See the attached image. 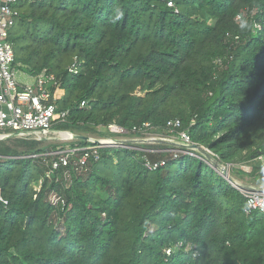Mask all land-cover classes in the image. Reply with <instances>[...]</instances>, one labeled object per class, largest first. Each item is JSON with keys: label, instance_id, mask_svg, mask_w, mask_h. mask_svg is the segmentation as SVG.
Instances as JSON below:
<instances>
[{"label": "trees", "instance_id": "obj_1", "mask_svg": "<svg viewBox=\"0 0 264 264\" xmlns=\"http://www.w3.org/2000/svg\"><path fill=\"white\" fill-rule=\"evenodd\" d=\"M172 1L16 0L13 66L60 81L55 130L169 137L180 120L218 165L264 173V0ZM15 141H0V264H264V214L200 151L153 170L144 151L103 148L48 178L49 147Z\"/></svg>", "mask_w": 264, "mask_h": 264}, {"label": "built area", "instance_id": "obj_2", "mask_svg": "<svg viewBox=\"0 0 264 264\" xmlns=\"http://www.w3.org/2000/svg\"><path fill=\"white\" fill-rule=\"evenodd\" d=\"M161 1L165 2L169 8H174L172 0ZM15 5L16 0H0V141L23 140L44 142L50 139L52 135L61 139L60 135L67 132L55 130L53 127L56 119H58L56 102L59 99L57 92L61 86L60 81L54 75L43 71L40 75L34 77V83H24L19 80L18 72L13 66L15 52L9 38L19 17ZM256 27L260 29V25ZM72 71L70 70V72ZM65 116L66 113H63L60 117L64 118ZM167 127L171 130H177V134L169 137L176 138L177 141L173 140L172 142L178 144V150L181 153L175 154L173 158L187 155L189 154L188 152H190L189 155L198 157L199 150L195 152L192 149L194 145L187 132L178 131L181 129L180 120L169 121ZM149 128V124H144L139 129L134 128L132 133L144 131L142 133L144 134L148 132ZM104 129L111 136L119 139L90 140L88 141L90 145L85 148H67L49 153L48 155L53 156V158L49 164L50 171L47 173V177L50 178L53 171L61 167L67 168L70 165L74 166L76 172L85 171L88 168L90 160L99 159L101 149L127 147L122 145L125 141L120 138L128 136V131L114 124L108 125ZM165 140L163 141L165 142ZM259 159L264 163V156ZM164 165L165 161L151 164L146 160V166L149 169L157 170ZM65 177L67 179L70 178L69 170L65 171ZM41 185L42 181L40 182L39 190ZM240 192L246 199L245 212L247 215H250L252 212L264 214V191L256 189L250 192L240 190ZM0 201H3V199L0 198ZM51 201L54 204H58L61 198L53 195L51 196ZM166 254L168 256L171 255V250L166 251Z\"/></svg>", "mask_w": 264, "mask_h": 264}, {"label": "rangeland", "instance_id": "obj_3", "mask_svg": "<svg viewBox=\"0 0 264 264\" xmlns=\"http://www.w3.org/2000/svg\"><path fill=\"white\" fill-rule=\"evenodd\" d=\"M15 69L18 72L17 73L18 77L20 78V75L23 72L22 69L21 70L18 68H15ZM67 133H69V135L71 134V139L61 140L59 137L52 135L50 137V139L42 142L41 146L42 147H49L50 153H52L54 151L70 148L72 142L75 141L73 139L74 134L71 132H67ZM87 138L89 139L88 141H90V140L95 141V140H112V139L116 140V139H119L115 136H111L103 128L99 129L98 132L95 134H89L87 136ZM120 139L125 141L124 143H122V145L128 146V148H136L137 150L144 151L145 152L144 158L147 161H149L151 164L158 163L161 161H168V160L172 159V157L175 154L181 153L178 150L179 149L178 144H176L175 142H172L173 140L177 141L176 138H172V137L166 138L160 134L152 133L150 131L145 132L143 134V136L141 135V136L137 137V136H133V135H128V136L120 138ZM164 139H166L165 142L163 141ZM7 144L10 145L11 147H15L17 143L15 140H8ZM160 144H165L167 147L163 148V149H159L158 145H160ZM141 147H145L147 149H145V148L142 149ZM112 149L116 150L118 148L111 147V150ZM192 149H194L195 152L198 151V149H196V148H192ZM18 150L23 151V149H18ZM188 153L190 154V152H188ZM48 154L46 155L47 157L51 156ZM211 161L213 163L217 164L213 160H211ZM44 162H46V160ZM73 162H75V160H73ZM219 166H220L219 169L225 168L229 173V177L232 178L237 183H239L240 185L245 186V187H249V188L251 187V188L259 189V190L264 189V173L252 174V167L250 165H234V166L231 165L229 167L230 169L228 168V165L219 164Z\"/></svg>", "mask_w": 264, "mask_h": 264}, {"label": "water", "instance_id": "obj_4", "mask_svg": "<svg viewBox=\"0 0 264 264\" xmlns=\"http://www.w3.org/2000/svg\"><path fill=\"white\" fill-rule=\"evenodd\" d=\"M73 139L74 140H83L85 142H88V138L87 137H84V136H76L74 135L73 136ZM193 148H197V146H193ZM198 149V148H197ZM199 151L208 159V160H212V158L210 157V155H208L205 151H203L202 149H199ZM219 172L220 174L222 175V177H224L230 184H232L235 188H237L238 190H243V191H246V192H250V191H255L256 189L255 188H249V187H245V186H242L240 185L239 183H237L236 181H234L232 178L229 177V173L228 171L225 169V168H220V166L218 164H216V167H215ZM261 191H264L261 190Z\"/></svg>", "mask_w": 264, "mask_h": 264}, {"label": "clouds", "instance_id": "obj_5", "mask_svg": "<svg viewBox=\"0 0 264 264\" xmlns=\"http://www.w3.org/2000/svg\"><path fill=\"white\" fill-rule=\"evenodd\" d=\"M125 16V12L120 9V8H116L115 11H114V14L113 16L110 18V22L115 24L119 21H121ZM239 27L242 29V30H248L251 28V25L250 23L247 21V20H243Z\"/></svg>", "mask_w": 264, "mask_h": 264}, {"label": "crops", "instance_id": "obj_6", "mask_svg": "<svg viewBox=\"0 0 264 264\" xmlns=\"http://www.w3.org/2000/svg\"><path fill=\"white\" fill-rule=\"evenodd\" d=\"M19 80L24 82V83H29V84L34 83V77L28 75L25 71L22 72V74L20 75Z\"/></svg>", "mask_w": 264, "mask_h": 264}, {"label": "bare ground", "instance_id": "obj_7", "mask_svg": "<svg viewBox=\"0 0 264 264\" xmlns=\"http://www.w3.org/2000/svg\"><path fill=\"white\" fill-rule=\"evenodd\" d=\"M60 137H61L62 140L63 139H66V140L68 139L69 140V139H71V134L69 135V133H66V134L63 133V134L60 135Z\"/></svg>", "mask_w": 264, "mask_h": 264}]
</instances>
